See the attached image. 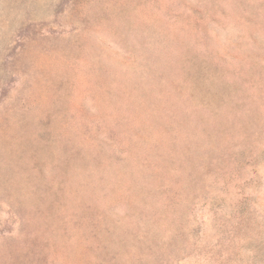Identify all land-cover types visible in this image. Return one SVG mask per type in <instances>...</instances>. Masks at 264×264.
Returning <instances> with one entry per match:
<instances>
[{
	"label": "rangeland",
	"instance_id": "1",
	"mask_svg": "<svg viewBox=\"0 0 264 264\" xmlns=\"http://www.w3.org/2000/svg\"><path fill=\"white\" fill-rule=\"evenodd\" d=\"M0 264H264V0H0Z\"/></svg>",
	"mask_w": 264,
	"mask_h": 264
}]
</instances>
